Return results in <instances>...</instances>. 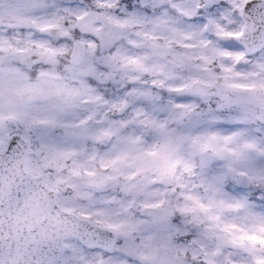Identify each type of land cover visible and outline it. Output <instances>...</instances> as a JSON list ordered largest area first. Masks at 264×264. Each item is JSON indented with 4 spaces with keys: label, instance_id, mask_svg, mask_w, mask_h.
<instances>
[{
    "label": "clouds",
    "instance_id": "9594fccd",
    "mask_svg": "<svg viewBox=\"0 0 264 264\" xmlns=\"http://www.w3.org/2000/svg\"><path fill=\"white\" fill-rule=\"evenodd\" d=\"M0 264H264V0H0Z\"/></svg>",
    "mask_w": 264,
    "mask_h": 264
}]
</instances>
